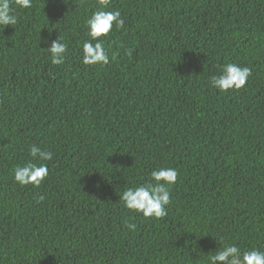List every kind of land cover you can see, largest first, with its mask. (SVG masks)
Returning a JSON list of instances; mask_svg holds the SVG:
<instances>
[{
	"label": "trees",
	"instance_id": "obj_1",
	"mask_svg": "<svg viewBox=\"0 0 264 264\" xmlns=\"http://www.w3.org/2000/svg\"><path fill=\"white\" fill-rule=\"evenodd\" d=\"M96 6L13 4L17 24L0 27V264H206L225 243L264 251V0H111L125 26L105 41L103 67L81 63ZM57 37L60 66L44 49ZM226 62L252 68L239 91L210 85ZM32 144L53 153L39 188L13 179ZM159 167L178 171L172 203L146 219L120 196Z\"/></svg>",
	"mask_w": 264,
	"mask_h": 264
},
{
	"label": "clouds",
	"instance_id": "obj_2",
	"mask_svg": "<svg viewBox=\"0 0 264 264\" xmlns=\"http://www.w3.org/2000/svg\"><path fill=\"white\" fill-rule=\"evenodd\" d=\"M111 0H97L96 10L85 20L86 37L82 42L81 63L87 66H106L110 63V49L105 47L112 33L113 27L123 29L125 20L119 10H105L109 8ZM13 4L19 8L32 7V0H0V27L17 24V16ZM48 43V41H44ZM52 65L64 64L68 45L60 38L52 40L44 48ZM133 49L129 48L125 54L131 57ZM112 53V59H115ZM218 74L210 77V85L219 92L229 90L239 91L245 87L248 78L252 75V68L240 66L234 62H226L217 66ZM30 157L22 165L13 169L14 182L20 186L31 185L39 188L49 176V167L45 163L53 159L51 151L42 150L36 144L28 149ZM149 179L139 185L126 188L121 196L122 205L131 212L142 215L143 218L163 219L168 215V206L172 203L170 189L177 182L178 171L172 167H159L153 169ZM40 200L44 197L40 196ZM124 227L130 231L136 229L135 223L124 222ZM206 264H264V251L258 248L242 250L237 244L225 243L219 247L215 254L208 256Z\"/></svg>",
	"mask_w": 264,
	"mask_h": 264
}]
</instances>
